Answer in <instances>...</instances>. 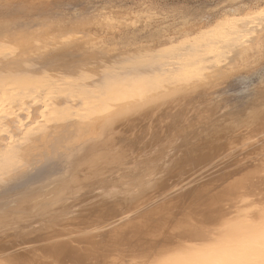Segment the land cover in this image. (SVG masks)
<instances>
[{"label":"bare ground","instance_id":"bare-ground-1","mask_svg":"<svg viewBox=\"0 0 264 264\" xmlns=\"http://www.w3.org/2000/svg\"><path fill=\"white\" fill-rule=\"evenodd\" d=\"M0 8V219L39 217L0 236V264H264V70L216 64L254 56L264 10L169 51L164 38L128 68L129 56L94 58L87 32L102 12ZM229 78L238 88L225 101ZM169 118L185 123L180 167L132 179L127 153ZM80 194L101 204L75 218L66 203Z\"/></svg>","mask_w":264,"mask_h":264},{"label":"rangeland","instance_id":"rangeland-1","mask_svg":"<svg viewBox=\"0 0 264 264\" xmlns=\"http://www.w3.org/2000/svg\"><path fill=\"white\" fill-rule=\"evenodd\" d=\"M7 1L10 2L12 7L14 6L25 7L27 11L29 10L31 12L33 11L32 8L40 9L42 11L45 10L46 8L48 9L54 8L55 4L57 3H63V7L76 5L78 9L81 11L84 9L93 8L98 13L102 12L101 14H103V16L99 18L98 19L99 21H97L95 25L92 27L93 30L90 29L92 30L91 33L87 32L91 34L92 37L90 39H92V41L90 42V40H87L86 42H90V44L93 43L92 45L94 47L96 45L95 48L97 50L96 51L97 53L94 54V58L98 63L99 62L102 63V61L104 63L106 61V58L111 56H119L121 57V59L123 58L126 59L127 61L128 60L127 56H129L130 60L126 62L128 68L131 67L138 68V67H134L135 63L139 61L138 64H142L147 61L146 60L144 62L145 59H150L152 54H149V52L154 53L155 51L154 49L157 47L159 43H162L161 40L164 38H168L167 40L171 42L169 45H168L169 42L166 43L167 45L164 44L166 50L169 51L178 44L191 42L192 40L196 39L198 36H200L203 33L208 36L211 30L213 31L217 29L216 28L217 26L223 24V19L225 18V16L240 17V16H244L250 11L264 10V0H7ZM2 10L3 9H1L0 11ZM55 11L58 12L59 9L55 8ZM9 14H7V17L11 18V15ZM3 19L4 18H0V21ZM197 30H199V32ZM96 32L98 36L96 35ZM93 36L95 38H93ZM250 46L254 53L253 56L254 58L252 57L249 59V57L246 55L245 57L247 60L245 59V63H242L240 58L237 57L232 60L234 61L233 64H229V62L231 61V60L229 61V57L233 56L234 54H231L230 56L221 55L216 59L217 66L220 69H225V70H230L232 67H234V69H238V67L243 68L241 72L240 71L236 72L237 74L235 75L237 76L239 75L240 77L243 78L246 77L253 78L254 75L259 74L262 70H264V61H261L263 60L262 58H264V34H261L258 40L255 41ZM147 51H149L148 52L149 56L147 55L148 56L147 58L146 56L145 58L143 56V60H142L141 59L142 55H145V52L147 53ZM106 52L109 56L106 54ZM138 52H140V54H138ZM155 52L156 54H153L152 56L157 54L159 55L157 51ZM134 55L139 57L141 55V57L139 59V57H135ZM134 58H136V60ZM132 60L135 61V63ZM129 61L133 62V66L131 62L129 63ZM258 61L261 62L259 63ZM128 63L131 64V67L129 66ZM245 66H251V69L249 68L245 70ZM230 81H232V85H231L232 87L230 86L225 90V92H227V95L225 96V98H223L225 99V101H231V99L234 97L233 93L231 92H234V89L238 88V86L236 85L234 86L233 83L234 79H230V78L226 79L222 84L228 83ZM167 120L171 122L169 123ZM167 120L166 123H164L165 121L163 122L165 125L162 123H156L157 126L156 124H154L155 130L152 128L150 132L142 133L140 135L138 140V148L134 150L135 152L131 151L134 153V154L131 153L132 157L130 152L127 153V156L129 158L126 157L124 159V162L128 164H125L123 168L125 167L129 170H132L130 171L132 172L130 173L133 176V177L131 176L132 179L135 178L134 176H136L137 173H141L144 170L145 171L147 170L148 173L151 172L152 175L154 174L157 176H161L163 177L162 179L164 180L165 177H166L165 179H167L168 177L166 176V173H168L169 175V171L165 172L166 166H169L170 172H174V173L176 172L175 169H177V167H180L177 166L176 162L177 159H181L184 156V152L180 150L179 152H177L178 151L177 146L178 143H180L177 139L179 137L184 136V133L182 134L179 133V128L185 126L184 125L185 123L180 122L178 126V124L175 125L174 123H172L173 122L172 118L171 119L169 118ZM143 138L144 140H142ZM168 139L170 140L167 141ZM171 152L173 153V155H171L172 154ZM130 162H132L131 165ZM180 170L182 169L178 168L177 170L178 173H180L179 172ZM212 170L215 171L214 168ZM216 171H218L217 167H216ZM110 175L117 176L115 173H110ZM111 180L115 181L116 177H114ZM135 185L137 184L135 183ZM135 185L133 187L138 189V187H136ZM103 186L107 187V185L104 183L102 186L95 187L94 189L90 190L88 193L87 192L84 193L89 196L91 194L93 195L95 190ZM135 188H133L134 190L132 189L133 192L137 191ZM84 193L82 192V194ZM83 196L84 195L80 194L70 199L71 200L69 202L70 204L68 202L66 203V207L68 208L66 214H70L73 212L76 213L79 211V213H77V216H74L76 218L79 215L81 216V214L84 215L87 212L86 210H88L89 208L97 207L98 205L101 204L100 203L101 200H97V199L96 200L92 199L90 202H86V199L83 198ZM82 202L84 203L86 202V203L83 206H81V204H83ZM98 202L100 204H98ZM93 204H95V206ZM247 211H249V209ZM38 219L39 217H37V215L31 214L30 211H27L19 218L15 217L14 215L2 217L0 219V236L7 234L6 236L7 238L4 235L1 237V239L3 238L7 239V240L3 239L4 240L3 242H6L10 239L13 240L15 236L14 235L15 233L13 234V232L15 231L13 230H17L18 228L25 227V230L28 231L30 228L34 226V222H36ZM27 225L29 226L27 227ZM10 234H12V237ZM17 234L19 233L16 232V235ZM8 235H10V237Z\"/></svg>","mask_w":264,"mask_h":264}]
</instances>
